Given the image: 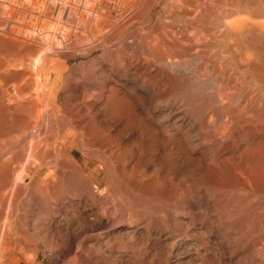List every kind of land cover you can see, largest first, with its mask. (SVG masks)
I'll list each match as a JSON object with an SVG mask.
<instances>
[{"label":"bare ground","instance_id":"6f19581e","mask_svg":"<svg viewBox=\"0 0 264 264\" xmlns=\"http://www.w3.org/2000/svg\"><path fill=\"white\" fill-rule=\"evenodd\" d=\"M65 1L62 3L57 0H0L1 81L9 75L24 79L25 75L29 73L27 70L31 65L29 61H32L29 57L31 54L37 65L43 64L44 51L52 44L49 43L52 42L50 39H60V42L64 41L69 45L70 41L78 40V33H81V30H85L93 34L89 36L93 41L84 36L86 34L83 36L81 34L82 41L79 37L81 42L85 43L83 37L87 38L85 40H89V42L86 41L87 44L83 43V49L79 48L82 49L81 53L83 51L85 53L105 52L109 51L108 49L112 46L117 51L120 60L138 56L144 58L143 61L145 60L147 66H144V62L141 64L143 66L138 64L137 72H141L139 74L142 75L144 73L146 77L153 79L151 85L146 88L156 102L155 110L162 112L165 109L164 106L169 107L171 104L194 105L192 110H188L191 118L196 122L202 114L204 117L202 123L209 122L210 125L212 121H216L215 115L220 107L222 114L228 118L231 117L238 128L256 126L260 121L264 122V0H220L221 2L218 1L219 7L215 1L214 3L211 1L210 9H207L209 6H206L205 10V7L202 6L196 8L199 11L191 10V6L196 0H165L163 9L156 17L153 16L152 9L160 0ZM153 19H155V23L149 25L150 27H145L144 24ZM54 20L58 21V27L54 24L55 28H53L51 22ZM81 42L75 41V45L78 43L83 45ZM53 43H55V47L58 44L57 42ZM89 43H93V45L90 46ZM66 44L63 45L70 48ZM72 45L74 44L72 43ZM75 45L72 46L73 49ZM52 46L54 45L52 44ZM52 46V49L55 48ZM57 48H59V44L56 51ZM52 49L51 51L54 50ZM61 49L63 50V47ZM60 53L58 52V54ZM106 61L103 59L100 62L102 63L100 69L104 70ZM134 61L132 59L133 63ZM57 62L61 63L53 71L59 75L61 80L60 73L66 68V60L61 61L60 58L52 57L45 72L53 68ZM127 65L123 71L130 74L131 64L129 68ZM207 71L213 74L210 75L211 78L207 77ZM39 75L37 74L33 80L29 79L31 80L29 82L25 80L29 77L27 76L25 81L22 80L23 83L17 84L16 81L10 86H6L0 81V264H16V259H22L18 256L19 254L16 255L17 252L15 255L12 254L15 252L14 250L10 254L13 238L11 224L17 216V206L22 202L20 199L22 194L28 193L30 196L25 198L30 200L31 196L38 199L42 203L43 209L48 206L44 204V195L39 191V188L42 189L51 174H48V178L43 177L42 169L46 166L48 168L52 163L56 166L59 164L65 169H68L66 166H72L74 169L77 165L90 164L91 161H82L78 158L76 154L78 151L91 159L97 156L95 157L97 160L103 154L99 152L100 155L98 152L90 150L91 143L89 144V140L86 141V137L77 140L78 137H74L78 132L75 126L71 128L69 124L72 122L69 121L68 124L60 116L61 119H58L53 127H49V131L53 133L52 137L42 136L43 138H40L42 134L36 135V133L34 136L32 135L30 141L23 143L27 138L28 131H32V134L40 132V126L42 127L43 124L41 122L42 124L39 126L37 118L40 116L38 113L34 114L38 105H40L39 108L44 105V102L42 105L39 104L42 99ZM134 75L137 76L136 73ZM20 80L18 81L20 82ZM101 84L104 86V83L101 82ZM32 88L34 89L32 90ZM235 95L242 99L239 101L241 103L240 106L237 105L238 107L234 106ZM205 101H207V105L204 107L202 104ZM138 103H142L139 96L127 100L118 93L112 94L110 107L108 106L111 115L109 118L126 117V122H128L126 127L134 125L135 128L136 125H140L142 135H139L152 134L155 136L159 131L156 132L151 121L147 122L140 116L137 107H135ZM145 104L148 105V103ZM143 107L145 108V106ZM33 109L34 113L31 112ZM155 112L151 114L150 110L147 116L153 119ZM30 114L36 116L33 115V121L30 120L32 118L29 119ZM205 117H207L206 120ZM38 121L40 122V120ZM220 124L215 126L219 133L223 134L230 130L229 122ZM243 124L246 125L243 126ZM131 128L133 127L131 126ZM127 130L129 129L127 128ZM240 130L236 129L235 131L239 132ZM30 132L29 134H31ZM45 133L47 134L46 131ZM23 134H26V138L23 139V142H19ZM230 134L232 135V133ZM23 136L25 137V135ZM139 138L141 137L139 136ZM143 138L145 137L143 136L141 139ZM188 138L180 139L167 134L165 138L156 136L152 141L150 140L152 150L156 154L161 149L170 151V155L161 156L160 176L157 179L158 186L152 193L153 196L150 195L151 193L145 197L140 195L141 198L134 195L136 200L132 201L130 198L129 202L126 195L122 196V198L128 199L126 202H118L113 205L114 200H112L113 202L110 200L111 202L108 201V203L96 202L95 205H92L87 198L78 196L77 199L73 198L63 206L68 211L78 212L86 222L93 220L92 227L100 232L101 230H110L119 223L125 222L128 214L143 212V222L140 221L143 223L140 227L141 231L135 233L133 231L134 234L124 243L120 242V238H118L119 241H112V236L109 238V235H99L96 242H93L95 244L85 250V241L89 239L90 235L86 233L87 230L84 233L78 232L79 230L74 232L76 228L74 230L71 228L73 231L70 230L71 232L62 234L65 237L60 235L63 241L56 235L60 238V242L62 241L60 243L54 237L56 233H50L52 224L45 220L43 215L45 213L38 211L37 219L34 217L35 222L32 224L34 233H31L32 231L30 233L39 237L38 245L47 252L46 258L53 264H264V139H257L254 136L246 138L223 136L196 142V139ZM141 139L138 140L144 144V139ZM137 145L139 147L138 142ZM147 145L150 149L151 145ZM198 146L209 148L200 151L197 155ZM144 150L146 149L144 148ZM148 150L146 153L151 149ZM14 158L16 159L14 160ZM105 158L106 155L103 160ZM158 158L160 159L159 156ZM18 159H24L26 162L17 172L16 167L13 168L12 162L17 160L16 164H20L21 161L18 162ZM100 159L102 160V158ZM36 160L42 162L41 167L39 166L41 171L34 178L36 186L21 184L27 168L31 169L34 162H37ZM109 162L111 161L109 160ZM53 164L52 167L55 166ZM109 165L112 166L110 163ZM17 168L19 169V167ZM79 169L80 167H78ZM71 174L73 173L71 172ZM71 174H69V178ZM73 176L79 178L76 174ZM73 176L72 178H74ZM87 176L85 177L87 178ZM82 178H80V183L85 186L86 190L89 189V184H92L93 181L90 182L87 180L88 178ZM115 179L112 178V180ZM117 180L115 183L120 182ZM73 181L76 179H72ZM119 185L118 183L117 186ZM112 187L114 188V182L109 189ZM123 190V194L126 193L125 189ZM87 191L89 193V190ZM89 195L91 194L89 193ZM106 196L103 197L108 200V196ZM134 196L133 199H135ZM25 198L23 197V199ZM95 198L97 197L95 196ZM137 198L139 199L137 200ZM20 200L21 202H19ZM25 207L22 208L25 209ZM92 211H100L102 216L100 214L101 217L98 219H92ZM75 216L73 217L75 218ZM135 216L134 218H137ZM77 218L79 220L78 216ZM4 221L11 223L9 226L8 223L4 225ZM15 222L13 223L15 224ZM83 224L79 226L84 229L86 226ZM40 247L38 246V248ZM23 249L28 250L27 247ZM91 251H94V254ZM26 255L24 256L26 257ZM28 256L32 257L28 264H42L39 260V250L33 256L30 254ZM27 257L24 259L29 260L30 257L28 259ZM7 258H9V262H6Z\"/></svg>","mask_w":264,"mask_h":264},{"label":"rangeland","instance_id":"374dc122","mask_svg":"<svg viewBox=\"0 0 264 264\" xmlns=\"http://www.w3.org/2000/svg\"><path fill=\"white\" fill-rule=\"evenodd\" d=\"M58 1L62 2V3L66 2L65 0H57V2ZM196 1H195L196 6H195V3H194V5H193L194 7L191 6V8H192L191 10H194V9L196 10V8L198 9L199 7H202V6L205 7L204 8L205 10H206V8L208 6L209 7L207 9H210L212 7V5H211L212 2L211 1H213V3L215 1V4H217V5L220 4L218 2L220 0H210V1L209 0H196ZM209 2H210V4H209ZM164 4H165V0H160L155 5V7L153 8L154 10L152 9V13H153L154 17H156L161 12V10L164 7ZM219 6L220 5H218L217 7H219ZM196 11H199V10H196ZM57 22L58 21H56V20H54V22L53 21L51 22L53 28H55V25H57L56 27H58L59 24ZM153 23H155V19H153L152 21L146 22L144 25H145V27H148L149 25L151 26ZM79 33H78V40H74L73 42L70 41V43L68 42L69 45L66 44L67 42H64L62 40L61 41L63 43L60 42L59 41L60 39L56 40V39L53 38V40H56V41H53V40L50 39V41H52V42H49V43H52L54 46H52V44H51V45H49V48H47L44 51L45 58L43 60V62H44L43 64L40 63V64L37 65V63H35L34 60H33L34 58L31 57L33 55L31 54L29 56L31 58L30 60H32V61H29V62H31V65H30V68H28L29 70H27V72H29V73H27L28 75L26 74L29 77H27L25 75L24 79L27 77V79H25V80H28V82H29V81L33 80L34 77L37 74H40L39 75L40 79H41L40 80V84H41L40 96L42 95V99H40L39 104L42 105V102H44V105L41 106L42 108H39L40 105H38V108H35L36 109L35 113H34V109L31 112L34 113L35 115L38 113L40 117H38L39 119L37 118V122L39 123V126L42 123L43 124H42V127L40 126V130L42 132L41 131L40 132H34L32 134L31 133L32 131L31 132L28 131L27 132V138L30 135L28 140L26 138V134H23V135H25V137L22 135L21 136L22 139L20 137L21 140H19V142H21V141L23 142L24 138H26V139H25V141L23 143L30 141L29 139L32 138L36 133H37L36 135H38V134L41 135L42 134L40 136V138H43L42 136H44V137H46V136L47 137H52L53 133L51 131H49V129H50L49 127H53L54 124L58 121V119H61L63 117L64 121L66 120V122L68 124H69V121L72 122V123L69 124V126L71 128H73L75 126V128L77 129L78 132H76V133L78 135L77 134L74 135V137L75 136L78 137V138H76L77 140H79V138L82 139L83 137H86L87 138L86 141L89 140L88 141L89 144L91 143L90 145L93 147L92 148L90 146V150L94 151L95 153L96 152H98V153L101 152V154L102 153L103 154H102V157H100L99 156L100 153H99L98 154L99 157H98V160H97L95 158L97 156H95V157H93V159H91V158H89L87 156H84V154H82L81 152L78 151L76 153L78 158L80 160H82V161L83 160L89 161V162L91 161L90 164L83 165V166L77 165V166L74 167V169H72L73 168L72 166H68V167L66 166V168H68V169H65L64 167H62L59 164L56 166L55 164L52 163L53 165H55L54 166L55 168L52 167V164H51V166H49L50 168L49 167L46 168L47 166L45 168H43L42 169V176L43 177L46 178L49 173L51 174L50 178L47 177L49 180L47 179V181H46L47 183L42 187V189L39 188V186H38V188L40 189L39 191L42 193V195H44V197H43V199H44L43 201H45L44 204L46 206L48 205L47 207H44V209L42 208L43 206L41 207L42 203L39 202L38 199L33 198L31 196V200H30L29 198H25L27 196H30L28 193L22 194V198H20V199H22V202L20 200L19 202H21V204L19 205V203H18V206H17L18 210L16 211V213H17L16 215L17 216H15L16 218L13 221V222H15L17 220V222H15V224L12 222V224H11L12 236H13V238H12V246L11 247L13 249L12 248L10 249V254L14 250L15 252H13L12 254L15 255V253L17 252L16 255L19 254L18 256L22 258V259H19L16 256L18 258V259L15 258L16 262H17L16 264H28V263H30V260L32 259V257L28 256V254L33 256L38 250H39V260L42 262V264H50L51 263L50 260L48 258H46L47 257L46 256L47 252L44 250L43 247H40V245H38L39 237H36V235L31 234V233H34L33 230H32V228H33L32 224H34V222H35L34 217L37 219L36 216H37V214L40 211L45 213V214H43L45 220L47 222L50 221V224H52L50 233H52V232L54 234L56 233L55 236L53 234L52 235L55 237V239L57 241L60 238H61L60 240L63 241L62 237H65V235H62V234H66L67 232H71L70 230H72V229L74 230V228H76V230H74V232H77V230H79L78 232H83L84 233L87 230L86 233L88 235H90V237H89V239L87 241H85L86 242L85 243L86 247L84 246L85 250L89 249V247H91V245L95 244L93 242H96V239H97V237L99 235L100 236L109 235L108 236L109 238H111V236H112V238H111L112 241H119L118 238H120L121 239L120 242L124 243V242H126V240H128L131 237L132 234H134L135 232H139V230L141 231L140 227L143 224L142 222H143V217H144V214H142L143 212H138V213L137 212H133L130 215L128 214L126 216V218H125L126 220H124L125 222L119 223L118 225L114 226V228H111L110 230L108 229L109 232H108V230H101V232H100V230H97L96 228L92 227L93 226V223H92L93 220L90 221L91 223L90 222H86L84 220V217H82L78 212H76L74 210L68 211L63 206L66 205L68 203V201H70L71 199H73V198L77 199L78 196L82 197V198H85V199L87 198L89 203L92 204V205H95L96 202L97 203H100V202L101 203H104V202L108 203V201H110V200L111 201L114 200V202L112 201L113 202L112 205L114 203L117 204L118 202L119 203L120 202H126V200H128V199H129V202H130L131 199H132V201H135L136 197H140V195L142 197L143 196L145 197L147 194L149 195L150 193H151L150 195L153 196L152 193L154 192V190L158 186V180L157 179H158V176H160V169H159L160 165L159 164H160V161H161V156L165 157V156H167V154L170 155L169 154L170 151L167 150V149L166 150H162L161 149L160 152H158L157 154L155 152H153L151 141H152V139L154 137L158 136L159 138H165L167 136V134H171L174 137H177V138H180V139H184V138H187V137H189L188 139L192 138V140L196 139L195 140L196 142H199L201 140L204 141V139L206 140L208 138H220V137H223V136L224 137H235V138H237V137H245L246 138L247 136L248 137L249 136L250 137L254 136L257 139H264L263 138L264 137V122L263 121H260L261 124H260V122L257 123L258 124V125H256L257 127L255 125L247 127V126H245L246 124L245 125L243 124V126H245V127H243V126H241V127H243L245 129L244 130L243 128H238L236 122L233 121V119L231 117L230 118L232 120L230 118L226 117L224 114H222L220 107H218L217 113L215 115V120L216 121H212L210 125L208 124L209 122H206L205 124L202 123L203 118H204L202 114H201L200 118L198 117V120L196 121L197 123L191 118L189 111L192 110L194 105H183V104L175 105V104H171V106H169V107L164 106L165 109L162 112H159V111L155 110L154 105L156 104V102L152 99V97L150 96V94L148 93L147 88H146L149 85H151V81L153 79L146 77L144 73L142 75V74H139L141 72H137V70H138L137 68H139V65L143 66V65H141L143 62H144L143 63L144 66L146 65L145 60L143 61L144 58H141L142 56H138L137 58L136 57L135 58L134 57H127L124 60H120L117 51H115L114 47L112 48V46H111V48L108 49L109 51H105V52H103V51H92L90 53H85L83 51V53H81L82 52L81 50L83 49L84 44H87L86 41L89 42V40H85V39H87L90 35L92 36L93 34L92 33L90 34L89 31H85V30H81V33L80 34ZM81 34H82V36L84 34H86L84 36H87V38L83 37L85 43L81 42L82 41V36L80 37ZM89 38H91L90 40L93 41L92 37H89ZM75 41L76 42L78 41V42H81V44H83V43L84 44L80 45L78 43V44H76L77 45L76 46L75 45ZM53 42H57L59 44V48H57V51L59 50L58 51L59 53H60V51H62L60 54H58V52L56 51V47H58V44H56L57 46L55 47V43H53ZM72 43L75 45L74 49L72 47V46H74V45H72ZM63 44L64 45L66 44L70 48L64 46ZM70 45H72V46H70ZM88 45L91 46V45H93V43H89ZM51 46L55 47V48H53L54 50L51 48ZM61 47H63V50L64 49H66V50L63 51L61 49ZM77 47H78V49L82 47L81 50L79 49L80 52L77 50ZM51 49L53 51H55V52L51 51ZM47 50H50V51H47ZM103 53H105V54L103 55ZM88 54H89V56H88ZM46 55H48V56H46ZM105 55H106V57H105ZM115 55H117V56H115ZM113 56H114V58H113ZM52 57H57V58H60L61 61H65L66 60V62H67L66 68L64 70H62L61 73H60L61 76H62L61 80L58 77L59 75L56 74L53 71L55 67H59L61 62L60 63L57 62V64L53 68H51L50 70L45 72V69H46L47 65L50 63V60H51ZM97 59H98V61H97ZM103 59L107 60L106 63H105L104 70L100 69V67L102 65V63H100V62ZM108 59H110V60L108 61ZM132 59H133V61L136 60L137 62L134 61V63H133ZM137 59H139V60H137ZM130 60H131V62H130ZM124 61H125L126 65L129 63V65H127V68H129L130 64H131V67H130L131 73L130 74L126 73L125 71H123L124 69H126V65H125ZM132 63H133L134 66L132 65ZM32 64H34V65H32ZM97 64H100V65H97ZM121 65H123V66H121ZM134 71H136V72H134ZM37 72H39V73H37ZM135 73L140 78H138L137 76L135 77V75H134ZM207 73H208L207 77H210V75L211 76L213 75L212 73H210L208 71H207ZM30 75L31 76L34 75V76L31 77ZM14 77H16V76L9 75L8 77H6V79L4 78L3 81H1L2 79H0V81L4 85L6 84V86H10V85H12V83L15 84L16 81H17L16 82L17 84L18 83H23V81H25L21 77H20L21 80L18 77H16L18 79L14 78ZM29 79H31V80H29ZM18 80H20V82ZM9 82H10V84H9ZM101 82L104 83V86H103V84H101ZM148 82H149V84H148ZM100 84L102 85L101 86L102 91H100L101 90L100 87H99ZM145 85H147V86H145ZM33 89L34 88H32V90ZM116 93H118V95H120V96H124L127 100L128 99L132 100V99H135L136 97L139 96V98L142 99V103H140V104L138 103L137 105H135V107H137L136 109H138L137 112L140 114V116H142V118L144 120H147V122L151 121V123H152L151 125L152 126L154 125L153 127L156 129V132L159 131V133H156L155 136L152 135V134H149L150 136L148 134L143 135L145 137V138H143L144 139L143 140V139H141L143 136H141L142 135V132H141L142 130L140 129L141 128L140 125H136L135 124L137 126V127L135 126V128H134V125H131L133 128H131V126H129L131 128L130 129L128 126L126 127V125H128V122H126L127 121L126 117L116 118L117 120L112 118V117H111L112 119L109 118L111 116L110 113H109L110 111H108V109L110 107V101H111V98H112V94L115 95ZM234 99L233 100L236 101V102H234V106L235 105L236 106L239 105L241 103L239 101H242V99L238 95H235ZM41 100H43V101H41ZM143 100H145L144 103H143ZM145 103H148V105L145 104ZM202 105L205 107L207 105V101H205V103H203ZM143 106H145V108ZM178 106H180V107L178 108ZM172 109H174V110H172ZM150 110H151V114L154 111H156L153 119L150 118V116H147L148 115V111L150 112ZM201 110H202V108H201ZM164 112H166L167 114L166 113L164 114ZM169 112H171V113H169ZM176 112H178V113H176ZM30 115H29V119L35 116V115L34 116L33 115L30 116ZM171 115H173V116H171ZM145 116L148 117V118H144ZM184 116H185V118H184ZM26 117L28 118V116H26ZM199 119H201V120H199ZM206 119H207V117H205V120ZM30 120L33 121V118L30 119ZM38 120H40V122ZM114 120H116V121H114ZM112 121H114V122H112ZM224 122L225 123L229 122V124H231V125H230V130L228 132H225V133L222 134L221 132L219 133V131H217V127H215V126L219 125L220 123L223 124ZM92 123H96V124H92ZM201 123L203 124V126H202ZM232 123H233L234 126L232 125ZM47 125H48V127L46 128ZM231 126H232V128H231ZM43 127H44V129H42ZM165 127L167 129H163ZM127 128L130 131L127 130ZM236 129H237V131H238V129H241V130L239 132H237V131H235ZM43 130H45L48 135L45 133V131L43 132ZM234 131H235V133L233 134ZM29 132L31 134H29ZM82 132H83L84 136H81V135H83V134H81ZM160 132H162V133H160ZM242 132H244V133H242ZM230 133H232V135ZM139 134H141V135H139ZM139 136L141 138H139ZM148 137H150L151 139L148 138ZM138 139L139 140L140 139L143 140L144 144H142V141H139ZM135 140H136V142H135ZM137 142L139 144V147H138V145L136 146ZM140 144H142L143 148H141L142 146L140 147ZM147 144L151 145V147H150L151 150L148 148L149 145H147ZM145 145H147V146H145ZM144 148L146 150H144ZM208 148L206 146H201V147L198 146L197 149L199 151L197 152V155L199 154L200 151L206 150ZM148 149L150 150V152L146 153ZM161 152H164L165 154L162 153L163 154L162 155ZM148 154H149V156H146ZM104 155H106V158L103 160ZM158 156L160 157V159L158 158ZM99 158H102V160L100 159L101 160L100 161ZM108 158H110V159H108ZM15 159L16 158H14V160ZM106 159H108V160H106ZM19 160L22 162V164H21V162ZM109 160L111 162H109ZM16 161L12 162V166H13V168L16 167L17 172H18V170L20 171V169L22 168L21 166L25 164L26 160L24 162V159L23 160L18 159V162H20V164H16ZM105 161H106L107 165L105 164ZM102 162H103V164H102ZM108 162L112 166H110ZM41 163H42L41 160H38L37 162H34V164L36 166L33 164V167L31 169L27 168L26 172L24 173L26 175V180H25V175H24L23 179L25 180V182L23 180V183H21V184L24 185L26 183L25 185H29V186L34 185V186H36L35 184H37V183H35V179L34 178H36L35 176L38 174L39 171H41L40 170V167H41L40 164ZM17 167H19V169ZM70 167H71V169H70ZM78 167H80L79 170H78ZM54 169H55V171H53ZM77 170L81 171V172H78ZM27 172H28V174H27ZM71 172L73 174H76L79 178H76V176H73V174H71ZM106 173H107V175H106ZM69 174H71L70 178H72V176H73L74 178H72V179H74V180L76 179V181L72 182V179H70L68 177ZM83 174H85V175H83ZM110 175L113 176L112 177L113 179L114 178H116V179L112 180ZM85 176H87L88 179ZM82 177L84 179H87L88 181L90 180V182L91 181L95 182V184H93V182H92V184L90 183L89 184L90 186L88 187L89 189H87V190H89V193L91 195H89L88 191L84 188L85 186H83L80 183V180H81L80 178H82ZM109 178H110V181H109ZM68 180H70V181H68ZM111 180L114 182V188L112 187V189L114 191L112 189H109V188H111V185L113 186V182ZM116 180H117V182L120 181L118 183L121 186L120 185L117 186L118 183H115ZM26 181H28V182H26ZM31 182H32V184L30 185ZM109 184H111V185H109ZM72 185H74V186H72ZM115 186H116V188L117 187L118 188L116 189ZM82 187L84 188V190H83ZM118 189H119V191H118ZM120 189H122V190H120ZM123 189H125V191H126V193H124V194H123V192H124ZM148 189H151L152 191L148 190ZM69 190H71L72 193ZM93 190H95V192H93ZM111 190L114 193H112ZM96 192H98V193H96ZM103 192H104V194H101ZM119 192H120L121 195L119 194ZM106 194L108 196V200L106 198L107 197ZM88 195L91 196V197H89ZM100 195H102V196H100ZM104 195L106 196L105 197L106 199H104V197H103ZM131 195H133V196L135 195L136 196V197L134 196L135 199H133V196H131ZM154 195H155V193H154ZM95 196L97 198H95ZM98 196H99V198H98ZM122 196H126L128 199L126 197L122 198ZM23 197L25 199H23ZM93 198H95V200L97 199L98 201L99 200L100 201L99 202L97 200L95 201V200H93ZM119 198L120 199L122 198V200H119ZM27 199H28V201H27ZM138 199L139 198H137V200ZM93 201H95V202H93ZM60 202L61 203L63 202V204H61ZM22 207H25V209H23ZM54 207L56 208V211H57L56 213H55V208ZM51 210H53V211H51ZM92 212H93L92 216H91L92 219H98V217L102 216V214H101L102 212H100V211H92ZM35 213H36V215H35ZM134 213L137 214V215L135 216ZM100 214H101V216H100ZM66 216H67V218H66ZM73 216H75V218ZM77 216L79 217V220H78ZM134 216L137 217V218H134ZM69 217H70V219H69ZM81 217H82V219H81ZM46 218H48L49 220H47ZM132 218H134V219L132 220ZM82 221H83V223L85 222L86 224L85 223L83 224ZM138 221H139V224H138ZM140 221H142V222H140ZM18 222H19V224L20 223L21 224L19 225ZM7 223L8 222L4 221V225H6ZM9 223H11V222H9ZM9 223H8V226H9ZM81 223L84 226H86V227H84V229H83L82 226H79V225H82ZM13 224H14V226H13ZM23 225H24V227H23ZM59 225H61L62 228ZM64 225H65V228H64ZM69 225H71V226H69ZM8 226H7V228H8ZM57 227H59L60 229L57 228ZM63 228H64L65 231L63 230ZM56 229H58V230H56ZM55 230H56V232H55ZM67 230H69V231H67ZM89 231H90L91 234L88 233ZM133 231H134V233H133ZM56 235H58L59 237L61 235L62 237L59 238ZM31 236H32L33 239L31 238ZM26 238H28V239H26ZM60 240H59V242H60ZM15 241L18 244L17 243L15 244ZM36 243H37V246H36ZM19 246H21L22 248L19 247ZM38 246L40 248H38ZM18 247L20 248V250L18 249ZM26 247L28 248V250L27 249L26 250L23 249V248H26ZM22 249L24 250V252H23ZM20 251H21V253H20ZM91 252L94 254V251H91ZM31 253L32 254L34 253V254L32 255ZM25 254H27L26 257L28 256L27 259L30 257L29 260H25L26 259V257L24 256ZM8 259L9 258L6 259V262L10 261ZM17 260H19L20 262H18ZM51 264H53V263H51Z\"/></svg>","mask_w":264,"mask_h":264}]
</instances>
